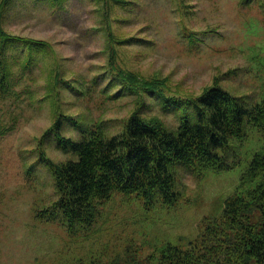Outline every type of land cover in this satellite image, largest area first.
Instances as JSON below:
<instances>
[{
    "label": "rangeland",
    "instance_id": "rangeland-1",
    "mask_svg": "<svg viewBox=\"0 0 264 264\" xmlns=\"http://www.w3.org/2000/svg\"><path fill=\"white\" fill-rule=\"evenodd\" d=\"M264 0H0V264H154L166 243L185 246L217 215L264 136L245 126L231 169L179 168L174 205L112 192L93 222L70 231L44 215L57 198L42 154L76 124L108 133L138 111L175 127L182 104L211 86L264 98ZM118 70L135 88L119 87ZM174 101L179 102L177 106Z\"/></svg>",
    "mask_w": 264,
    "mask_h": 264
},
{
    "label": "trees",
    "instance_id": "trees-1",
    "mask_svg": "<svg viewBox=\"0 0 264 264\" xmlns=\"http://www.w3.org/2000/svg\"><path fill=\"white\" fill-rule=\"evenodd\" d=\"M262 8L264 13V2ZM115 77L119 87L136 86L122 70ZM180 110L172 128L134 111L112 134L107 121L89 127L76 124L78 139L62 136L61 123L56 122L58 146L76 158L55 163L42 154L57 194L44 215L59 216L72 231L90 225L93 202L112 192L174 205L180 196L179 168L197 174L231 169L238 163L229 159L231 142L246 137L245 126L264 136V98L251 102L214 84ZM154 264H264V149L253 152L221 211L202 219L198 236L185 246L164 244Z\"/></svg>",
    "mask_w": 264,
    "mask_h": 264
}]
</instances>
